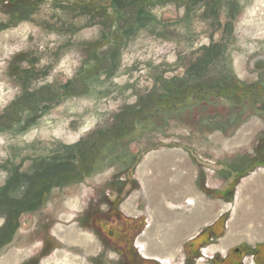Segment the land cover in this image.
<instances>
[{
  "label": "rangeland",
  "instance_id": "374dc122",
  "mask_svg": "<svg viewBox=\"0 0 264 264\" xmlns=\"http://www.w3.org/2000/svg\"><path fill=\"white\" fill-rule=\"evenodd\" d=\"M99 138L106 144L91 161ZM168 150L182 157L199 202L212 204L214 216L223 210L219 222L229 228L216 248L232 233L229 253L242 245L264 252V207L244 212L264 200V0H0V193L20 199L56 164L65 179L86 159L89 171L19 215L0 264L35 255L37 264H153L78 216L94 209L100 223L114 197L123 216L136 208L151 217L164 196L149 197L139 168ZM147 171L146 180L155 177ZM5 219L0 209V227ZM152 224L146 247L158 251L154 241L168 232L175 250L158 264H179L182 253L184 264H223L194 261L197 246L187 239L198 228L177 235L168 222ZM66 228L90 243L55 232ZM133 248L141 252L138 239Z\"/></svg>",
  "mask_w": 264,
  "mask_h": 264
},
{
  "label": "crops",
  "instance_id": "0c3cea01",
  "mask_svg": "<svg viewBox=\"0 0 264 264\" xmlns=\"http://www.w3.org/2000/svg\"><path fill=\"white\" fill-rule=\"evenodd\" d=\"M157 156H155V154H150L149 156L146 157V160L143 161L142 165L140 166V176L142 181L145 180V182H149L150 187L154 190V192H150L148 195L149 197L154 198V197H159V195H163L164 197H160L158 198L157 204L152 208L151 211V217L148 216L146 217V214L142 213L139 209L136 208H131V210H128V220H132L135 221L136 224H138L141 229L136 233L134 239H138V243H140V246L142 247L141 252H138L137 249L136 250V254L138 255V258L140 260H144L142 258H152L154 260H159L162 258H168L174 255V251L171 249H169V244L172 242V235L170 233H162V235L159 237L160 241H154L153 246L154 248H156L158 251H155L154 253H152V250L149 246L146 247V245L149 243L146 238L145 235L147 232V229H152L153 225V220H155L156 226L160 225L163 222V227L162 229H164V223L168 222L169 226L168 229H172V228H177L179 232H177V230H175V234L180 235L181 230H185L186 232L188 231V229H197L192 236L188 237L187 242L193 240L194 238H196L202 230H204L205 228L213 225L214 223H216L219 220V217L222 216V212L223 210H219L217 211V214L214 216L213 215V205L210 204L205 205L201 202H199L198 198L195 196L194 193H191L190 191V186H189V182H188V177L187 175L181 170V165L182 163V157H179V160L176 161L174 160V158L176 156H179L178 152H172V151H164L161 154H156ZM147 164V168L150 166L153 168V170H155L156 172H154L155 177L152 176V178H148L146 180V178L144 177L145 174L148 173L147 168L146 170H144V172L141 171V168L143 167V165ZM173 165L175 166L174 168L172 167V173L170 174L169 168L170 166ZM264 174H260L257 177L263 176ZM169 176V178L167 177ZM187 177V181L184 185L181 184V179L186 178ZM144 182V181H143ZM144 184V183H143ZM169 186V192L171 191V189L173 188V193L170 194L168 193V195L164 194V186ZM179 184V187H178ZM145 185V184H144ZM146 188V187H145ZM175 191V192H174ZM264 192V191H263ZM180 193V194H178ZM181 194H184L183 197H180ZM152 195V196H151ZM168 197H170L171 200L166 199ZM162 199H164L163 201L167 200V202L169 203L170 211H166V207L164 206V204H159V201H161ZM186 200H188L189 202L192 203V206H194L193 208H190L189 210H187L186 208H188V205H186L185 203L187 202ZM186 201V202H185ZM198 202L200 204H198ZM188 203V202H187ZM256 204H254L253 209L252 210H245L244 212L246 216L248 215H254L255 213L254 211L259 209L260 207H264V200H257L255 202ZM228 205H222V208H226ZM132 207V206H131ZM175 209H179L180 211L176 210V212L174 211ZM186 211V212H185ZM179 223V224H176ZM183 222V224L181 223ZM226 227L229 228V223L224 222L223 223V228L224 231L222 233V235H220L217 238H214L213 236L210 237V242L203 244L199 247H197V255L195 256V260H198L200 258L201 262H207L211 257L213 256H224L226 253H228V247H226L229 243H232L234 241H236L238 238L236 236H234L232 233L231 235H229L226 239L227 242L229 243H224L223 240V244L220 246H215V243L218 242V240L220 239L221 236H223L225 234ZM158 228V227H157ZM161 228V227H159ZM149 231V230H148ZM144 234V236L141 235ZM134 239H133V244H134ZM222 248V249H221ZM164 249V250H163ZM168 249V250H166ZM146 250V251H145ZM206 253V254H204ZM145 252V253H144ZM216 252V253H215ZM184 256L179 260V264H181V262L183 261L185 254L182 253ZM155 255V256H153ZM173 258V257H172ZM144 262V261H143ZM164 264H166L164 262V260L162 261ZM173 264V263H171Z\"/></svg>",
  "mask_w": 264,
  "mask_h": 264
},
{
  "label": "trees",
  "instance_id": "16d2710c",
  "mask_svg": "<svg viewBox=\"0 0 264 264\" xmlns=\"http://www.w3.org/2000/svg\"><path fill=\"white\" fill-rule=\"evenodd\" d=\"M108 133L110 134L111 132ZM112 135L114 136V133L110 134L109 136ZM110 140L111 137H109L108 142ZM103 143L106 144V140H102L101 138H99L94 143V146H91L89 148L90 150L86 155L88 156V158H90L89 160L92 161L93 159H95V157H98V155L101 154L104 145ZM87 164V159L84 160V162H82L81 164H73L74 166H76L75 171L69 172L68 174L76 173V177H70L68 179L64 178L65 172L61 175H58L57 172L52 171V169H56V167L58 166L57 164L49 166V170L39 172L34 176L36 182L34 183V185H32V188H30L27 193L20 199L7 197L6 195L1 194V192L0 209L1 211H3L6 219L2 227H0V247L11 240L14 232L18 227V217L22 212H33L40 209L48 198L49 192L52 187L62 185L64 184V182L66 183L71 180L83 179V177H85V175L89 172L87 169ZM80 171H83L82 176H79ZM124 195L125 194H123L122 197H124ZM115 206L116 204L114 202L112 206L113 210L108 214V221L101 224L102 232L104 234H108L109 239L112 241H120L122 243L124 242L127 249L128 247H130L136 253L135 248H133V239L135 234L141 229V227L136 224L135 221L128 220L127 216H123L122 214H120L117 206ZM94 219H96V217H94ZM219 221L220 219L213 225L202 230L201 233L190 242L194 241L195 245L199 247V242H204V244H206L210 242V237L213 236L214 238H217L222 235L224 231V221L223 219L221 222ZM95 223L100 225V223H97V221H95ZM87 224L96 227L92 222H89ZM210 230L212 231L211 235H207L205 238L199 239L201 235ZM37 262L38 256L35 255L28 259L24 264H37Z\"/></svg>",
  "mask_w": 264,
  "mask_h": 264
},
{
  "label": "flooded vegetation",
  "instance_id": "af4514ba",
  "mask_svg": "<svg viewBox=\"0 0 264 264\" xmlns=\"http://www.w3.org/2000/svg\"><path fill=\"white\" fill-rule=\"evenodd\" d=\"M79 174H80L79 176H82L83 171H80ZM65 177H67V175H65ZM110 200H111V203L116 202L114 197H111ZM112 210H113V207L111 206L110 210L105 213L104 218H103V216H101V218L98 217L99 218L98 220H100V225L96 224L95 220L92 218L93 212L95 211L94 209L89 210V212H83L82 214H80V216H78V220L81 223L92 222L96 226V228H98L99 230L102 231L101 224L103 222H106V220L108 219V214ZM249 248L242 245V246H239L236 250H234V252H230V253L228 252L222 257H220L218 255L213 256L209 260H212L213 262L219 261L223 264H264V252L260 253L259 250H257L256 248L255 249L253 248V250L252 249L250 250ZM247 252L249 254H247ZM233 253H235V254L233 255ZM248 255L250 256L249 259L247 258ZM142 259H144L143 260L144 263H147L148 261H152L153 264H155V263L158 264L156 262V260H154L152 258H142ZM186 260H187V258L185 257L182 264H184V262H186Z\"/></svg>",
  "mask_w": 264,
  "mask_h": 264
},
{
  "label": "bare ground",
  "instance_id": "6f19581e",
  "mask_svg": "<svg viewBox=\"0 0 264 264\" xmlns=\"http://www.w3.org/2000/svg\"><path fill=\"white\" fill-rule=\"evenodd\" d=\"M146 166H147V164L143 165V167L141 168L142 172H144V170H146V168H147ZM55 232L61 238L65 239V240H68V241H74V242H77V243H80V244H84V245H87V244L90 243V239H88L81 232H77L74 228H66L65 231H63V232L55 230ZM63 261H65V260H63ZM63 261H62V263H63Z\"/></svg>",
  "mask_w": 264,
  "mask_h": 264
}]
</instances>
